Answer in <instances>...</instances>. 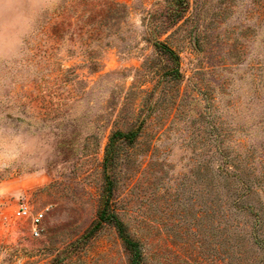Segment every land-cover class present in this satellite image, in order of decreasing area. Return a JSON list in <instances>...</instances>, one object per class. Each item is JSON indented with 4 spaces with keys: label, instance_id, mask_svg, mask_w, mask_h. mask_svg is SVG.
Masks as SVG:
<instances>
[{
    "label": "rangeland",
    "instance_id": "374dc122",
    "mask_svg": "<svg viewBox=\"0 0 264 264\" xmlns=\"http://www.w3.org/2000/svg\"><path fill=\"white\" fill-rule=\"evenodd\" d=\"M166 1L0 0V264H130L98 222L108 137L138 112L111 205L143 264H264L217 172L237 164L264 207V0H190L161 37L178 82L146 40ZM23 203L44 212L39 237Z\"/></svg>",
    "mask_w": 264,
    "mask_h": 264
},
{
    "label": "trees",
    "instance_id": "16d2710c",
    "mask_svg": "<svg viewBox=\"0 0 264 264\" xmlns=\"http://www.w3.org/2000/svg\"><path fill=\"white\" fill-rule=\"evenodd\" d=\"M157 5H160L158 10L150 13V17H152L150 18V23L153 21L154 23L157 22V15L161 18L160 23H156L153 29L146 27V40L156 52L167 60L169 65L163 72L165 76L171 81L178 82L183 78L180 70V56L163 42L161 37L188 18L187 14L191 8V2L190 0H168ZM138 111L143 113V109ZM143 116L138 112L136 115L138 119L133 127L127 130L114 129L111 132L106 144L102 165L106 183L104 188L105 203L99 212L98 223L100 225L103 223L112 224L116 228L120 239L131 256L130 264H143L144 253L140 242L131 236L127 224L119 218L118 213L111 205V201L115 194L117 176L120 174L124 155H129V150L136 148L147 133L146 122L151 115L147 113ZM236 165L229 163L228 159L224 158L217 167V172L221 180H224V185L228 184L227 186L233 189L232 192H228L226 199L232 200L231 203L238 213H244L254 218L250 236L252 237L253 245L260 251H264V207L256 208L249 204V199L253 196L252 187L248 178L242 177L241 171ZM236 181L239 184H234Z\"/></svg>",
    "mask_w": 264,
    "mask_h": 264
},
{
    "label": "built area",
    "instance_id": "2783aa9c",
    "mask_svg": "<svg viewBox=\"0 0 264 264\" xmlns=\"http://www.w3.org/2000/svg\"><path fill=\"white\" fill-rule=\"evenodd\" d=\"M15 217L17 219L29 220L31 222L32 234L35 237L40 236V227L44 219V212L37 211L33 212L30 206L26 203H23L15 212Z\"/></svg>",
    "mask_w": 264,
    "mask_h": 264
},
{
    "label": "clouds",
    "instance_id": "9594fccd",
    "mask_svg": "<svg viewBox=\"0 0 264 264\" xmlns=\"http://www.w3.org/2000/svg\"><path fill=\"white\" fill-rule=\"evenodd\" d=\"M15 7H16L15 5H12V6H11L12 9H15Z\"/></svg>",
    "mask_w": 264,
    "mask_h": 264
}]
</instances>
